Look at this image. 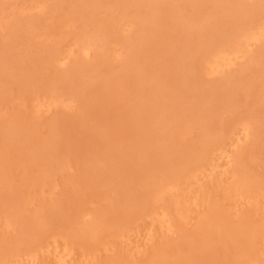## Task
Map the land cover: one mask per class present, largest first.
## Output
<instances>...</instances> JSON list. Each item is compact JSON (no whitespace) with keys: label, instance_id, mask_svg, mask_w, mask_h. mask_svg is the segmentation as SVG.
I'll return each instance as SVG.
<instances>
[{"label":"rangeland","instance_id":"rangeland-1","mask_svg":"<svg viewBox=\"0 0 264 264\" xmlns=\"http://www.w3.org/2000/svg\"><path fill=\"white\" fill-rule=\"evenodd\" d=\"M0 264H264V0H0Z\"/></svg>","mask_w":264,"mask_h":264},{"label":"bare ground","instance_id":"bare-ground-1","mask_svg":"<svg viewBox=\"0 0 264 264\" xmlns=\"http://www.w3.org/2000/svg\"><path fill=\"white\" fill-rule=\"evenodd\" d=\"M246 35H247V34H246ZM246 37H247V36H246ZM248 37H249V36H248ZM256 37H257V36H256ZM243 39L245 40L246 38H243ZM247 40H248V39H247ZM245 41H246V40H245ZM97 44H98V43H97ZM240 46H241V45H240ZM240 46H239V47H240ZM225 48H226V47H225ZM88 49H89V48H88ZM226 49H227V48H226ZM229 49H230V48H229ZM218 50H219V49H218ZM234 50H236V49L234 48ZM215 51H216V50H215ZM224 51H225V50H224ZM84 53H85L86 55H89V54H90V53H89V50H86ZM218 53H219V52H218ZM220 53H222V52H220ZM220 53H219V55H218V54L216 55L215 59L212 57L214 60L210 57L212 60H210V59H209V60H210L212 63H211V65L209 64V66H208V63H207V66H208V67H210V66H214V67H213L214 69H217V70H220V69H221V67L223 66L222 63H224V60H225V59H224V57H221V59H220ZM211 54H212V53H211ZM213 54H214V53H213ZM215 54H216V53H215ZM213 56H214V55H213ZM217 56H218V57H217ZM223 56H225V55L223 54ZM235 56H236V55H235ZM208 57H209V56H208ZM207 59H208V58H207ZM219 59H220V62H221V60L224 59L223 62H221L222 66H220ZM208 62H209V61H208ZM224 64H225V63H224ZM223 67H225V66H223ZM210 68H211V67H210ZM213 68H211V69H209V70H212ZM222 69H223V68H222ZM212 71H213V70H212ZM212 71H211V73H212ZM214 71H215V70H214ZM214 71H213V74H215V73L218 72V71H215V73H214ZM219 72H220V71H219ZM219 72H218V73H219ZM208 74H209V73H208ZM246 130L248 131L249 129H246ZM247 131H245V132H247ZM246 134H247V133H246ZM166 189H167V188H166Z\"/></svg>","mask_w":264,"mask_h":264}]
</instances>
